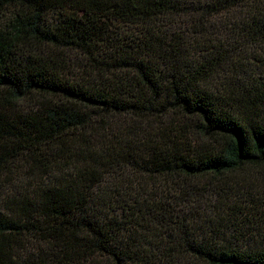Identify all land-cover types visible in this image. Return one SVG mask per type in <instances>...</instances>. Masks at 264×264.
Instances as JSON below:
<instances>
[{
    "label": "trees",
    "instance_id": "trees-1",
    "mask_svg": "<svg viewBox=\"0 0 264 264\" xmlns=\"http://www.w3.org/2000/svg\"><path fill=\"white\" fill-rule=\"evenodd\" d=\"M0 264H264V0H0Z\"/></svg>",
    "mask_w": 264,
    "mask_h": 264
}]
</instances>
